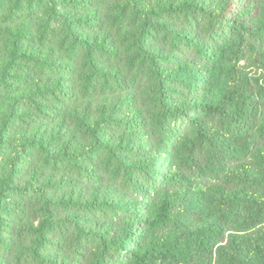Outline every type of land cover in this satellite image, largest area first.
<instances>
[{
	"label": "trees",
	"instance_id": "obj_1",
	"mask_svg": "<svg viewBox=\"0 0 264 264\" xmlns=\"http://www.w3.org/2000/svg\"><path fill=\"white\" fill-rule=\"evenodd\" d=\"M0 264H264V0H0Z\"/></svg>",
	"mask_w": 264,
	"mask_h": 264
}]
</instances>
